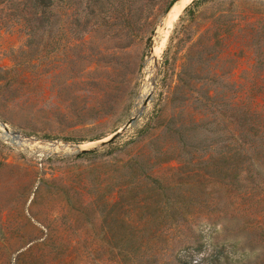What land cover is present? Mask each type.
Masks as SVG:
<instances>
[{
    "label": "rangeland",
    "instance_id": "1",
    "mask_svg": "<svg viewBox=\"0 0 264 264\" xmlns=\"http://www.w3.org/2000/svg\"><path fill=\"white\" fill-rule=\"evenodd\" d=\"M173 1L0 5V264H264V0Z\"/></svg>",
    "mask_w": 264,
    "mask_h": 264
},
{
    "label": "trees",
    "instance_id": "2",
    "mask_svg": "<svg viewBox=\"0 0 264 264\" xmlns=\"http://www.w3.org/2000/svg\"><path fill=\"white\" fill-rule=\"evenodd\" d=\"M58 1L64 2L65 6H68L71 2V0H0V5L5 3L21 2L23 9L17 15L19 20L23 22L27 33H37L39 25L48 27V30L52 31L53 16L55 15V7ZM174 2L175 1L170 4L169 8L173 6ZM237 140H239V138H237ZM236 153L238 154L242 152L237 151ZM83 154L86 153H80L79 156H82ZM119 190L122 191V187H119Z\"/></svg>",
    "mask_w": 264,
    "mask_h": 264
},
{
    "label": "water",
    "instance_id": "3",
    "mask_svg": "<svg viewBox=\"0 0 264 264\" xmlns=\"http://www.w3.org/2000/svg\"><path fill=\"white\" fill-rule=\"evenodd\" d=\"M152 52L154 53V48L152 49ZM135 120H136V117L129 119L123 127L118 129L117 131H115L113 134L107 136L106 138H102L99 140L92 141V142H90V145L87 147H85L82 143H79V142L78 143H70L69 146L73 147L77 150H80L81 153L91 152L92 150L96 149L97 147L105 146L107 144L114 142L120 135H122L124 132H126L128 127L130 126V124L134 123ZM4 126L6 128H8L6 125H4Z\"/></svg>",
    "mask_w": 264,
    "mask_h": 264
},
{
    "label": "bare ground",
    "instance_id": "4",
    "mask_svg": "<svg viewBox=\"0 0 264 264\" xmlns=\"http://www.w3.org/2000/svg\"><path fill=\"white\" fill-rule=\"evenodd\" d=\"M188 0H179L178 2H176L173 7L171 8L169 14H168V21H167V30L165 31V33L163 34V38L161 39L160 43H159V48H162V46L165 44L166 39L168 37L169 34V30L171 28V26L173 25L175 19L177 18L178 14L180 13L181 9L183 8L184 4L187 2ZM155 49V48H154ZM156 50V49H155ZM158 51V50H157Z\"/></svg>",
    "mask_w": 264,
    "mask_h": 264
}]
</instances>
